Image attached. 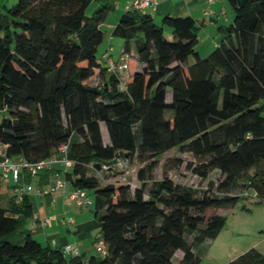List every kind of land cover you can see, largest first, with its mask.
Returning <instances> with one entry per match:
<instances>
[{
	"label": "trees",
	"instance_id": "16d2710c",
	"mask_svg": "<svg viewBox=\"0 0 264 264\" xmlns=\"http://www.w3.org/2000/svg\"><path fill=\"white\" fill-rule=\"evenodd\" d=\"M92 2L0 3V148L13 160L38 162L68 146L66 181L92 197L104 253L86 260L31 235L22 245L7 241L34 216L25 194L0 207V264H175L177 253L178 264H200L195 247L227 225L207 212L236 207L249 190L264 204V0H230L234 21L208 56L197 50L194 18L168 15L158 24L148 11H127L112 37L125 40L120 56L129 63L137 53L141 68L129 77L98 55L112 6L89 15ZM97 75L102 85L92 86ZM174 149L200 159L192 170L202 179L220 171L214 193L200 196L168 175L154 180L160 157ZM119 158L146 163L134 191L101 184L98 174ZM226 264H264V253L251 248Z\"/></svg>",
	"mask_w": 264,
	"mask_h": 264
},
{
	"label": "crops",
	"instance_id": "0c3cea01",
	"mask_svg": "<svg viewBox=\"0 0 264 264\" xmlns=\"http://www.w3.org/2000/svg\"><path fill=\"white\" fill-rule=\"evenodd\" d=\"M132 1L93 0L92 2L96 9L104 4L112 6L102 24L109 30V35L105 36L107 42L103 50V58L107 60L105 66L110 60L117 63L121 58L120 55L117 59L112 56V42L116 39L112 37V33L122 15L129 11ZM156 2L155 10L148 11L156 21L162 22L163 18L168 15L194 18L201 26L199 45L204 46L207 52L217 48L224 39L220 29L230 26L234 21L230 0H216L212 4L208 0H156ZM70 169L56 159L51 169L41 172L36 177L23 171L19 183H16L14 175L2 183L4 184L2 185V200L4 196L7 197L8 205L13 197L18 196L19 189L24 186L29 187L26 194L30 196L34 209V216L26 218L22 228L5 238L7 241L22 245L25 237L31 235L45 247L64 251L67 246H74L79 255L86 260L100 253L99 245L103 241L101 225L95 219L93 210L91 208L81 209L69 198V194L74 190L72 184L66 181V175L71 172ZM59 179L67 182L65 188L48 195L39 194L40 191L53 187ZM8 216L18 217L17 214L12 213H8ZM46 218H53V220L46 223L43 221ZM68 219H73L74 224H70Z\"/></svg>",
	"mask_w": 264,
	"mask_h": 264
},
{
	"label": "rangeland",
	"instance_id": "374dc122",
	"mask_svg": "<svg viewBox=\"0 0 264 264\" xmlns=\"http://www.w3.org/2000/svg\"><path fill=\"white\" fill-rule=\"evenodd\" d=\"M18 2L19 0H0L1 5L8 9L14 8ZM95 10V5L91 4L88 9V14L92 15ZM156 22L161 24V21ZM102 30L105 32V36L109 35V30L106 26H102ZM169 32L170 29H167V34ZM106 42L107 39L100 46L98 53L103 63L107 61L103 58V50ZM112 43V56L117 59L124 48L125 40L116 38ZM197 50L201 52L202 56H208L212 52L205 51L202 45H198ZM137 57V53L134 50L129 63L128 77L129 73L141 68ZM109 62H111V60ZM191 62H193L192 59ZM127 76L123 78L124 83L121 86L122 89L125 88V83L128 80ZM90 84L92 86L102 85L101 76L97 75ZM261 104L264 105V99ZM102 132L104 143L107 145L110 144L108 132L104 125H102ZM178 161H182V164H179ZM199 163L200 159L195 158L192 154L182 153L179 149H174L160 157L159 167L153 173L154 180H161L168 175L178 183L194 187L199 191L200 196L209 192L210 189H212L210 193H214L224 177L221 175L220 171L215 170L210 174L208 179H202L195 175L192 170ZM145 165L146 163H142L136 159L131 161L119 158L114 170L103 172L98 174V176L101 179L102 185L108 183H115L117 185L129 184L134 191L141 186L138 172ZM70 170L72 172V168ZM2 185L4 186V184ZM0 206H8L7 197H3ZM244 207H246V209H244ZM207 214L225 216L227 218V225L216 239H209L205 244L195 247V253L201 258L200 264H226L251 248H256L264 253V204H259V202H257L256 195L252 190L245 192L244 199H242L236 207L214 209L213 211L207 212ZM180 260L181 254L177 253L174 259L175 264H178Z\"/></svg>",
	"mask_w": 264,
	"mask_h": 264
},
{
	"label": "built area",
	"instance_id": "2783aa9c",
	"mask_svg": "<svg viewBox=\"0 0 264 264\" xmlns=\"http://www.w3.org/2000/svg\"><path fill=\"white\" fill-rule=\"evenodd\" d=\"M216 0H208L210 4L214 3ZM157 6L156 0H133L131 3V6L129 7V10H139V11H150L155 10ZM110 70L114 71V73H118L121 75H126L129 70V62H128V56L121 57V61L117 65L114 62H109ZM67 152H68V146L63 145L58 154L57 157H53L50 159H44L38 162H29L25 161L23 159H16L13 160L11 158H8L5 152V149L0 148V178L1 182L5 183L8 181L11 177V175H14L16 183H19L20 175L23 171H27L30 176L36 177L41 172L51 169L53 164L55 163L56 159H59L60 162H62L64 165H66L67 168H72L73 164L72 162L67 158ZM67 182L65 180L59 179L56 184L51 187L50 189L40 191L39 194L42 195H48L52 194L60 189L65 188ZM29 187H23L18 190V200L20 201L23 196L27 193L29 190ZM69 198L72 202H74L78 207L81 209H89L93 206L94 201L91 198V196L88 194L86 190L82 189H74L70 194ZM50 220H53V218H46L43 221L46 223L50 222ZM68 222L70 224H74L73 219H68ZM104 242L102 241L99 245V251L104 253ZM65 255L67 256H78L79 252L74 246H67L64 250Z\"/></svg>",
	"mask_w": 264,
	"mask_h": 264
}]
</instances>
